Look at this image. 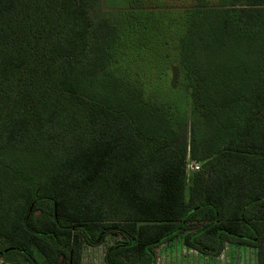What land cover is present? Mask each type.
Returning a JSON list of instances; mask_svg holds the SVG:
<instances>
[{"label":"trees","instance_id":"1","mask_svg":"<svg viewBox=\"0 0 264 264\" xmlns=\"http://www.w3.org/2000/svg\"><path fill=\"white\" fill-rule=\"evenodd\" d=\"M220 1L231 5L185 15L209 24L187 33L197 45L165 91L163 70L138 76L131 51L120 66L133 78L98 74L79 0H0L1 264H82L100 245L107 264H158L177 240L212 258L249 248L264 264V0ZM190 102L204 116L192 178L175 146Z\"/></svg>","mask_w":264,"mask_h":264},{"label":"rangeland","instance_id":"2","mask_svg":"<svg viewBox=\"0 0 264 264\" xmlns=\"http://www.w3.org/2000/svg\"><path fill=\"white\" fill-rule=\"evenodd\" d=\"M83 4L92 19L93 26L90 34V63L99 64L98 74H104L106 71L112 72L115 78V72L121 75L131 74V66L122 70L120 66L121 56L131 51L132 62L134 58L135 67H142L141 73L146 80L151 72L163 70L162 80L165 85L162 87L166 91L173 89L174 82L178 75L179 63L182 61V50L184 45H197L196 41L187 33L193 30V35L200 33L206 24H209V16H196L193 21L185 18L189 11L200 8V2L210 1L211 6L207 8L225 9L229 3H221L220 0H79ZM226 6V7H225ZM232 8L228 7V9ZM151 14H155V19L151 21ZM151 17V18H150ZM190 22H189V21ZM171 22V23H170ZM188 24V27L186 26ZM174 27L169 34L165 30ZM150 28L149 34L144 36L145 28ZM156 37V39H154ZM171 45V60L163 61L165 58V44ZM147 48H137V45H146ZM165 52H162L161 49ZM245 56H243L244 58ZM159 58L158 64L150 61ZM115 63V67L111 65ZM147 65V72L144 65ZM133 78V77H132ZM173 100V95L169 94ZM99 99L101 97H98ZM146 102H154L151 94L147 91L143 94ZM108 101V100H107ZM109 102V101H108ZM173 102V101H172ZM165 109V106L162 105ZM162 109V110H164ZM167 109V108H166ZM172 114L176 116V110L172 109ZM187 122L178 136L176 147L187 149V170L193 177L194 172L190 165L196 162L192 159V129L194 125L200 124L204 120L203 110L191 103L185 109ZM174 120V119H173ZM174 125H176L174 120ZM198 163V162H197ZM200 170L202 169V163ZM191 185L189 181L188 189ZM187 190V195H188ZM108 246L100 245L87 247L83 253L82 264H107ZM158 264H258L254 250L249 248H239L227 245L222 255L217 258L207 257L198 252L187 249L184 244L177 240L159 248ZM1 264V261H0Z\"/></svg>","mask_w":264,"mask_h":264},{"label":"built area","instance_id":"3","mask_svg":"<svg viewBox=\"0 0 264 264\" xmlns=\"http://www.w3.org/2000/svg\"><path fill=\"white\" fill-rule=\"evenodd\" d=\"M200 164H198L197 162H193V164L192 165H190V169L192 170V171H200ZM188 172H189V170H188Z\"/></svg>","mask_w":264,"mask_h":264}]
</instances>
